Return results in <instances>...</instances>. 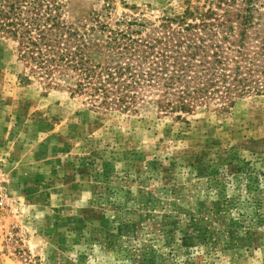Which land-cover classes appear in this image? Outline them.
I'll use <instances>...</instances> for the list:
<instances>
[{"label": "rangeland", "instance_id": "rangeland-1", "mask_svg": "<svg viewBox=\"0 0 264 264\" xmlns=\"http://www.w3.org/2000/svg\"><path fill=\"white\" fill-rule=\"evenodd\" d=\"M187 5L68 0L67 15L159 25ZM27 76L0 34V264H264V95L178 119Z\"/></svg>", "mask_w": 264, "mask_h": 264}, {"label": "trees", "instance_id": "trees-1", "mask_svg": "<svg viewBox=\"0 0 264 264\" xmlns=\"http://www.w3.org/2000/svg\"><path fill=\"white\" fill-rule=\"evenodd\" d=\"M182 16L71 20L68 0H0V34L45 88H64L93 108L192 114L264 95V0H187Z\"/></svg>", "mask_w": 264, "mask_h": 264}]
</instances>
